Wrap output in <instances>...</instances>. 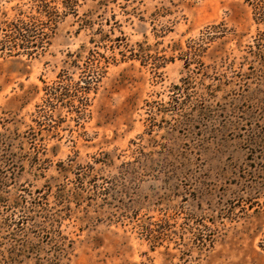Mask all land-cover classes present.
Masks as SVG:
<instances>
[{
	"label": "rangeland",
	"instance_id": "obj_1",
	"mask_svg": "<svg viewBox=\"0 0 264 264\" xmlns=\"http://www.w3.org/2000/svg\"><path fill=\"white\" fill-rule=\"evenodd\" d=\"M44 1L0 0V264H264V2Z\"/></svg>",
	"mask_w": 264,
	"mask_h": 264
},
{
	"label": "trees",
	"instance_id": "obj_2",
	"mask_svg": "<svg viewBox=\"0 0 264 264\" xmlns=\"http://www.w3.org/2000/svg\"><path fill=\"white\" fill-rule=\"evenodd\" d=\"M56 1L61 3V7L67 12L68 14H74L76 12V8L79 6L77 0H49L41 2L40 5L37 6V14L39 16H43L45 18H48L49 21L53 22L54 19L52 17H56L57 13H59L58 8L56 7ZM250 1V0H247ZM255 1V0H254ZM257 2H264L263 0H256ZM263 9V7H261ZM29 21L25 22L23 20H19L20 27L16 31L18 36L22 37L23 39L28 38V42L30 41V38L33 37L35 26L32 20L34 18L27 17ZM38 18V17H36ZM36 20V19H35ZM37 21V20H36ZM28 35V36H25ZM31 43V42H30ZM6 47V46H4ZM261 249L264 251V240L261 241L259 244Z\"/></svg>",
	"mask_w": 264,
	"mask_h": 264
}]
</instances>
